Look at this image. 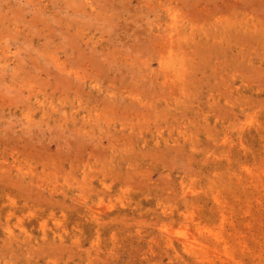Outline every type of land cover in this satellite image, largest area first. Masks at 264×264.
Segmentation results:
<instances>
[{"label":"rangeland","instance_id":"rangeland-1","mask_svg":"<svg viewBox=\"0 0 264 264\" xmlns=\"http://www.w3.org/2000/svg\"><path fill=\"white\" fill-rule=\"evenodd\" d=\"M0 264H264V0H0Z\"/></svg>","mask_w":264,"mask_h":264}]
</instances>
